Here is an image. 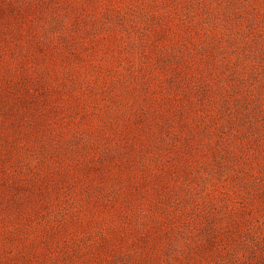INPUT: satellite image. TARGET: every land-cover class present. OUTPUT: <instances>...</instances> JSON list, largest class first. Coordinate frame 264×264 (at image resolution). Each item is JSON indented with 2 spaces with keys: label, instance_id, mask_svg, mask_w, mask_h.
I'll list each match as a JSON object with an SVG mask.
<instances>
[{
  "label": "rangeland",
  "instance_id": "obj_1",
  "mask_svg": "<svg viewBox=\"0 0 264 264\" xmlns=\"http://www.w3.org/2000/svg\"><path fill=\"white\" fill-rule=\"evenodd\" d=\"M0 264H264V0H0Z\"/></svg>",
  "mask_w": 264,
  "mask_h": 264
}]
</instances>
